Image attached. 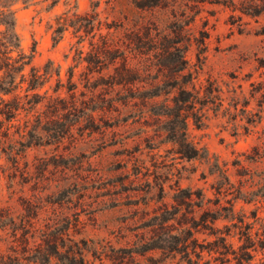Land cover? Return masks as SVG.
Instances as JSON below:
<instances>
[{
	"label": "rangeland",
	"instance_id": "374dc122",
	"mask_svg": "<svg viewBox=\"0 0 264 264\" xmlns=\"http://www.w3.org/2000/svg\"><path fill=\"white\" fill-rule=\"evenodd\" d=\"M133 2L0 0V39L12 24L45 79L31 113L10 124L0 116V264H193L212 233L234 236L238 220L251 222L256 206L243 193L256 199L264 185V99L255 89L264 83V12L205 3L175 35L182 9ZM147 29L184 55L188 91L203 96L212 83L218 92L182 111L183 147L167 67L176 56L155 59L147 45L141 56L134 33ZM203 212L221 216L213 231L209 221L195 227ZM212 256L203 260L215 264ZM263 260L258 253L253 264Z\"/></svg>",
	"mask_w": 264,
	"mask_h": 264
},
{
	"label": "trees",
	"instance_id": "16d2710c",
	"mask_svg": "<svg viewBox=\"0 0 264 264\" xmlns=\"http://www.w3.org/2000/svg\"><path fill=\"white\" fill-rule=\"evenodd\" d=\"M134 5L138 9H162L168 6L169 2L175 4L177 10H181L180 14L177 15L178 18H183L184 20L178 24V28L174 27L175 35H180L185 19H188L189 23L194 22L195 18L199 15L202 7L205 3L221 5L223 7L229 8L232 11H238L244 15L248 16H258L264 12V0L259 3H254L252 1H245L239 5L234 0H133ZM191 16V17H190ZM193 17V18H192ZM181 24V25H180ZM5 31L2 32V37L0 39V116L3 117L4 121L8 124L15 121L17 116L22 112L26 114L31 113L33 108H35L40 102L35 101V98L39 96L38 91L41 90L45 84L44 74L36 71L34 68L30 67L33 51L31 54H26L20 45L18 37L16 34H11L12 24L5 23ZM153 31V32H152ZM147 29L142 35L139 32L134 33V42L138 45L137 49L141 56L148 55L144 54V46L147 45L151 47L150 51L155 59H167L169 56L175 54L176 59L169 62L167 66L172 74L174 80V88H177V95L174 97V105L176 115L180 123L182 124L181 132L176 136L175 142L183 147L186 144L184 127L185 120L182 119V111H185L189 106L193 110L199 111L201 108L198 106H203L204 103H214L219 100L218 92L212 87V83H209L210 87L207 92L200 96V91L196 90L195 85L192 86V91H188L185 88L183 82L180 81L182 73L186 70V60L179 48H173L174 51L169 50L170 48L163 45V43H158L161 40L156 39L154 32L157 30ZM206 32H199V37L195 38V43L199 49V54L203 53L205 49V39L207 38ZM143 36V37H142ZM143 38V42L142 39ZM158 43V44H157ZM140 44V45H139ZM175 52V53H174ZM13 53L16 55L13 56ZM170 59V57H169ZM158 65L162 66L161 63ZM26 68H29V72L26 73ZM259 69H263L264 64L259 66ZM264 74V72H263ZM192 80H189V82ZM187 82V83H189ZM254 85V84H252ZM256 92L260 93L261 98L264 99V83H256ZM23 92V95L20 94ZM10 96L11 99L5 100L4 97ZM264 103V100H263ZM195 115V114H194ZM196 118V115H195ZM4 122L0 121V125ZM175 137V136H174ZM180 153L188 158L194 156V151L187 149L185 146L180 150ZM226 179V178H225ZM250 187V186H249ZM260 190L263 189L262 194L256 196L258 198L251 199L248 195L252 194V191H245L242 196V200L246 203H254L256 206L255 210L252 212L251 222H246L244 218L238 220V226H233L237 232L232 236L230 230L225 233L213 234L215 240L211 243L210 248H204L198 245L194 248L196 261L193 264H212L211 260H203L204 251L213 254V262L215 264H253L258 253H262L264 257V218L258 215V212L264 213V185H261ZM217 193H221V188L219 187ZM237 199V198H235ZM219 211L216 210V213ZM216 213L208 216V213H201L200 220L197 227H205L208 221L211 223L210 229L213 231V224L219 219ZM209 217V218H208ZM209 219V220H208ZM237 237L238 246L235 248L231 239ZM264 264V260L261 262Z\"/></svg>",
	"mask_w": 264,
	"mask_h": 264
}]
</instances>
